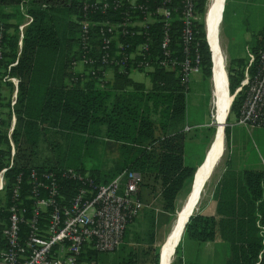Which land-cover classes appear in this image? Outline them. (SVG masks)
Wrapping results in <instances>:
<instances>
[{
  "label": "trees",
  "instance_id": "16d2710c",
  "mask_svg": "<svg viewBox=\"0 0 264 264\" xmlns=\"http://www.w3.org/2000/svg\"><path fill=\"white\" fill-rule=\"evenodd\" d=\"M205 2L195 0V8L201 16L195 29L202 74L208 78L212 64L209 44L207 46L205 41ZM122 11L123 8L110 9L102 14L96 9L88 15L94 21H118ZM83 14L82 0H0V87L5 86L8 91L7 94L0 92V170L9 163L8 127L12 115L15 116L11 132L14 163L4 173L6 185L0 192V249L4 247L1 230L6 223L16 177L26 174L29 168H71L50 153L61 139L85 137V143H103L118 155L110 169L90 171L98 182H108L123 170H133L141 176L140 197L147 205L143 212L147 211L151 228H146L143 234L131 230L130 225L138 220L136 216L127 226L123 242L112 251L111 262L106 256L100 260L101 252L93 249L82 252L79 262L158 264L159 247L155 246L153 232L156 214L173 219L180 207L177 198L182 191L189 192L193 174L205 154L203 151L194 161L186 155L187 138L181 128L187 121L186 84L182 82L178 65L172 71L159 67L148 71L149 88L143 82L132 80L127 73L117 71L112 80H107L97 69L103 54L100 42L87 53L96 59L92 63L94 73L68 72L72 60L80 59L84 51L79 30ZM181 28L182 24L175 20L173 33L177 41ZM150 34L156 39L151 45L154 56L160 51V33L157 27H151ZM122 39L136 44L142 37ZM175 50L180 58L182 46L175 44ZM114 51L112 45L108 52L111 55ZM8 77L16 79V87ZM242 77V70L229 71L231 93ZM241 100V93L234 97L230 113H237ZM228 135L227 127L226 140ZM43 144L50 151L49 155H41ZM73 168L85 170L82 166ZM221 182L215 194L216 214L196 213L188 219L175 250L177 264H186L180 249L185 237L199 242L220 238L225 249L223 264H264V170H244L240 186L233 181L228 184L226 177ZM26 189L24 181L23 195ZM143 244L146 249L141 247Z\"/></svg>",
  "mask_w": 264,
  "mask_h": 264
},
{
  "label": "built area",
  "instance_id": "2783aa9c",
  "mask_svg": "<svg viewBox=\"0 0 264 264\" xmlns=\"http://www.w3.org/2000/svg\"><path fill=\"white\" fill-rule=\"evenodd\" d=\"M83 18L79 20L82 40L80 59L72 60V67L80 63L82 74H92V59L87 55L96 42L101 43V74L131 69L153 70L155 67H180L182 82L188 85L190 75L201 66L196 24L201 16L195 0H82ZM123 8L118 21H94L89 11ZM30 18H28V21ZM182 24L178 41L173 24ZM157 27L159 52L152 55L156 41L150 28ZM95 28V29H94ZM126 36H141L136 44L123 40ZM175 44L182 46L181 57ZM114 45L115 51L109 54ZM254 68L251 69L250 67ZM241 93L235 124L264 126V41L251 54L245 75L235 88L234 97ZM14 93L11 104L14 103ZM232 99V100H233ZM232 102V101H231ZM9 163L0 170V191L6 185L4 173L13 166L15 148L11 132ZM185 129H190L186 126ZM25 176V180L24 177ZM27 183L26 194L21 186ZM141 176L133 170H123L108 182H98L90 174L65 168L58 170L29 168L20 173L11 188L6 223L1 234L4 247L0 249V264H77L87 249L112 252L123 242L127 226L138 215L144 204L140 197Z\"/></svg>",
  "mask_w": 264,
  "mask_h": 264
},
{
  "label": "crops",
  "instance_id": "0c3cea01",
  "mask_svg": "<svg viewBox=\"0 0 264 264\" xmlns=\"http://www.w3.org/2000/svg\"><path fill=\"white\" fill-rule=\"evenodd\" d=\"M221 13V24L219 26L223 28V37L220 41V46L225 57L226 74L228 76L230 70H242L244 77L250 55L255 54L259 49L264 36V0H223ZM22 27L23 25L20 26V28ZM251 69H253V66L250 67V71ZM76 70L82 72L84 67L82 66L81 69ZM136 70L138 69H131L130 71ZM165 70L172 71L173 69ZM138 71H142L145 74L148 72V70ZM113 74V71H109L105 78L107 80H112ZM189 82L190 84L192 83L195 88L193 91L194 94L192 93V103L196 107L202 103V106L206 108V106H208V99L204 96V90L210 80H207L201 72L193 74L192 76L190 75L186 88V97L190 87ZM211 85H213L212 80ZM145 86L149 88L150 83L145 84ZM205 116L206 114H203V119L201 121H195L193 125H190L187 121L181 125L186 138L190 131L189 129H185L186 126L191 128V126H199L205 123ZM228 130L229 135L224 163L215 180L212 199L205 207L203 206L204 212L202 214L205 215L213 216L216 214L217 201L215 194L217 189L221 187L223 178L226 177L228 184L233 181L240 186L241 174L244 170H264V126H241L235 124V121H232L229 123ZM207 147L204 149L205 152ZM83 172L88 173L86 171ZM88 174L91 175V172ZM143 204L144 206L142 209L147 206L144 202ZM189 244L186 253L184 255L182 254V258L186 261V264H212L218 253L223 256L225 261V249L221 244L220 238H216L213 241H195ZM199 256H201V258H199ZM224 261L218 260L217 263L221 262L222 264Z\"/></svg>",
  "mask_w": 264,
  "mask_h": 264
},
{
  "label": "rangeland",
  "instance_id": "374dc122",
  "mask_svg": "<svg viewBox=\"0 0 264 264\" xmlns=\"http://www.w3.org/2000/svg\"><path fill=\"white\" fill-rule=\"evenodd\" d=\"M207 3L208 0H206L205 2V12H204V16H203V22H204V32H205V13L207 14ZM221 24V21H220ZM222 26H219V40L221 41L222 37H223V28L221 30ZM207 40V33H205V41ZM208 43V40L206 41V44ZM209 44V43H208ZM207 44V46H208ZM210 47H208L209 49ZM210 51V50H209ZM212 52H210L211 54ZM213 61V56H212V60ZM212 64V62H211ZM214 64V61H213ZM212 67V66H211ZM82 65L80 63H78L75 67H69L67 68L68 72L76 70V69H81ZM202 73L201 68L196 71L193 72L191 74V76L193 74L196 73ZM212 75H213V67H212ZM129 77L137 82H143L145 84L149 83V79L146 76V74L142 71H130L129 73ZM6 78V75H5ZM7 79L11 80L15 87L17 84V81L15 78L13 77H8ZM207 80H210V84L208 83V85H206V88L204 90V96L206 99H208V106L203 107L202 103H200L199 105L194 106V104L192 103V99H193V91H194V87L193 84L189 82L190 87L187 91V114H186V120L190 125H193L195 121H201L203 119V114H206L204 120H206L205 123L200 124L199 126H191V128L189 129L190 131L188 132V136H187V146H186V155H189L191 160H195V159H199L204 151V149L209 146L210 142L213 140L214 136H215V123L213 120V111H214V105L212 103V99H213V85H211V73H210V77L206 78ZM228 79V76H227ZM16 90V88H15ZM15 90L12 93V99L15 93ZM0 92H2V94H7L8 91L6 90L5 86L4 87H0ZM228 92L230 94V98H229V104L227 106V114L225 117V126H224V134H225V128H227L229 126L230 122H234L235 118H236V114L234 112L230 113V109H231V97L233 95L234 92L231 93L229 87H228ZM193 93V94H192ZM199 103V102H198ZM12 118H11V123L8 127V132L11 129L12 126ZM211 121L213 123H211ZM214 124V125H213ZM85 137H67L65 140L61 139L58 141V144H55L57 147L54 148V150L50 153L52 154V157L56 160H58V162L65 164V165H70L69 167L73 168V167H77V166H82L86 171V172H90V171H103V170H107L110 169L111 167H113L116 164V159L118 158L117 156V152L116 151H112L110 150V148L106 145H104L103 143H85L84 140ZM100 142V141H99ZM43 150L41 155H49V150L46 148V145L43 144ZM193 145L191 149H189V146ZM226 149H227V140H226V136H225V141H224V150L223 153L215 167V169L213 170V172L210 174L209 178L207 179L205 186L203 187L202 193H201V197L199 199L198 205H197V211L196 213H203L204 212V207L206 206V204H208V202L211 201L212 199V191H213V186L215 183V180L217 178V176L219 175V172L223 166L224 163V158L226 155ZM74 169V168H73ZM1 192V191H0ZM188 193H186L185 191H182L180 193V195L177 198V206L179 207L183 200L185 199L186 195ZM204 206V207H203ZM144 209H141L140 212L137 215V221L133 224L130 225V229L133 231H137V232H141L143 234V232L145 233V231H147L146 228H151V226L149 225V221H148V214L147 211L143 212ZM156 224L154 226L153 232L155 234V246L160 247L162 245V243H164V239L165 236L169 230V226L170 223L172 221L170 216L167 215H157L156 214ZM144 238H146V235L144 236ZM147 240V239H146ZM143 240V241H146ZM190 242H195V240H192L190 238L185 237L183 239V241L181 242V254H185L187 251L188 246L190 245ZM142 248L146 249L147 246L145 244H143L141 246ZM158 250V252H159ZM106 256L108 257V260L111 262L112 260V256H114V252H101L99 254V258L100 260H103V257ZM202 256V255H201ZM201 256H199V258H201ZM219 261H224V258L222 255H220V253L217 254L214 262H212V264H221V262L217 263ZM77 264H100L99 262H93V263H89L86 260H80V262H78ZM171 264H177V258L175 257V253L173 254L172 260H171ZM223 264V263H222Z\"/></svg>",
  "mask_w": 264,
  "mask_h": 264
},
{
  "label": "bare ground",
  "instance_id": "6f19581e",
  "mask_svg": "<svg viewBox=\"0 0 264 264\" xmlns=\"http://www.w3.org/2000/svg\"><path fill=\"white\" fill-rule=\"evenodd\" d=\"M223 0H208L207 3V14H206V33L207 40L209 43V47L212 51L213 56V75H212V83H213V99L212 103L214 105L213 111V120L215 123V136L211 143L213 145L209 151L208 158L206 164H204L196 173V184L193 192L192 200L194 201L199 189L201 188V184L209 171L212 162L215 160L216 156L220 154L221 150L224 148L225 134H224V126H225V116L227 114V106L229 104L230 94L228 92L227 86V78L225 71V62H224V54L222 52L219 40V25L221 18V10H222ZM222 20V19H221ZM214 125V124H213ZM220 159V156H219ZM218 159V161H219ZM217 161V163H218ZM217 163L215 164L213 170L215 169ZM212 170V172H213ZM205 186V185H204ZM203 188L200 191L199 199L201 197ZM198 199V200H199ZM191 206V204H190ZM189 206V207H190ZM188 209H186L187 211ZM181 222L178 224V230L181 227V223H183V215H181ZM178 233V231H177ZM177 234L174 238L170 240V242L165 245H161V262L162 264H169V258L171 257L173 246L177 241ZM171 264V263H170Z\"/></svg>",
  "mask_w": 264,
  "mask_h": 264
},
{
  "label": "water",
  "instance_id": "95a60500",
  "mask_svg": "<svg viewBox=\"0 0 264 264\" xmlns=\"http://www.w3.org/2000/svg\"><path fill=\"white\" fill-rule=\"evenodd\" d=\"M222 7H223V4H222ZM209 50L211 51L210 48H209ZM211 60H212V53H211ZM212 64H213V61H212ZM226 78H227V74H226ZM227 86H228V79H227ZM232 99H233V96L231 97L230 103H231ZM211 123H213V122L211 121ZM212 145H213V142L212 143L210 142L209 146L206 149V152H205V155H204V158H203L202 162L196 167V170H195V172L193 174L192 182H191V185H190V190H189L188 194L186 195L185 199L183 200L182 204L180 205L179 209L176 210L175 215H174V217H173V219H172V221L170 223L169 230H168V232L166 234V237L164 239L163 245H165L166 243L168 244L170 242V240L172 238H174L175 235L177 234L178 238H177V241L175 242V244L173 246L172 254L175 253L176 247H177V245L179 244V242H180V240L182 238V235H183V232H184V228H185V225H186L188 219L193 214H196L197 205H198V202H199L198 199H199V195H200L201 189L204 187L207 179L209 178L210 174L212 173V170H213L215 164L217 163V161L219 159V156L221 157V155L223 153L224 148L221 150L220 154H218L216 156L215 160L212 162V165H211L209 171L207 172L206 176L204 177V180H203V182L201 184V188L199 189L195 200L191 201L192 200V196H193V192H194V189H195V184H196V173L199 170V168H201L204 164H206L207 158H208V154H209V151H210ZM190 204H191V206H190ZM186 209H188V210L186 211ZM181 215H183L184 218H183V223H181V227L178 230V224L181 222V217H182ZM177 231H178V233H177ZM160 251H161V247H160V250H159V261H158V264H162V262H161V252ZM172 257L173 256L171 255V257L169 258V264L171 263Z\"/></svg>",
  "mask_w": 264,
  "mask_h": 264
}]
</instances>
